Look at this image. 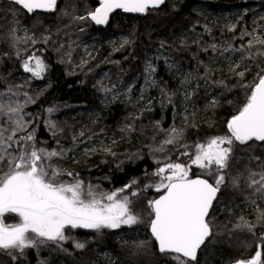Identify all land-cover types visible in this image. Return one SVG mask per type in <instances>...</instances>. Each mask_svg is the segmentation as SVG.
<instances>
[{
    "label": "trees",
    "instance_id": "trees-1",
    "mask_svg": "<svg viewBox=\"0 0 264 264\" xmlns=\"http://www.w3.org/2000/svg\"><path fill=\"white\" fill-rule=\"evenodd\" d=\"M253 2L258 7L264 0H166L146 18L114 21L106 27L109 32H98L88 20L73 19L92 9L84 0H62L56 12L34 16L0 0L4 56L11 61L16 52L28 51L35 40L57 65L52 69V94L41 106L29 112L34 102H27L28 98L19 101L25 104L22 114L28 128L38 116L50 134L49 151H64L51 163L72 172L86 185H99L101 192L136 179L139 183L132 190L140 191V196L125 194L133 200V210L146 220L147 201L159 195L154 188L143 191L155 180L151 174L164 163H190L189 156L182 153L192 154L197 143L225 135L226 121L250 91L242 85L254 83L256 74L264 69V45L253 39H264V14L253 17L247 13L246 5ZM192 3L200 8L193 10ZM231 25L234 30H229ZM110 32L125 35L128 43L111 46L105 38ZM250 40L252 47H248ZM212 44L215 50L209 47ZM148 65L155 71H148L145 77ZM9 71L3 72L7 75ZM241 71L245 72L243 78L236 74ZM133 79L138 80L131 87ZM111 87L115 93H108ZM96 90L100 97L93 95ZM9 101L0 99V103ZM48 108L55 111L49 113ZM48 121L56 124V136ZM0 126L6 129L5 136L15 127L9 114L0 117ZM173 127L183 129V135L159 150ZM28 128L18 130L19 136L26 135ZM192 172L199 174L200 170L193 166ZM253 172L255 177L250 175ZM261 172L264 143L236 144L215 203L213 235L199 251L196 264H232L254 254L257 236L264 233V220L258 219L264 211V196L249 184L251 179L260 180ZM59 181L72 182L73 177L63 175ZM245 222L254 226L255 235L244 227ZM147 227V223L132 225L124 236L83 237L78 241L86 247L71 253L49 244L34 248V253L28 249L23 256L17 254L14 261L0 251V264H99L106 254L113 257V264H175L170 256L159 253L145 234Z\"/></svg>",
    "mask_w": 264,
    "mask_h": 264
},
{
    "label": "snow or ice",
    "instance_id": "snow-or-ice-1",
    "mask_svg": "<svg viewBox=\"0 0 264 264\" xmlns=\"http://www.w3.org/2000/svg\"><path fill=\"white\" fill-rule=\"evenodd\" d=\"M96 2L97 6L85 16L73 19L107 25L116 10L148 15L164 5L166 0ZM11 3L28 14L37 11L51 13L58 8V0H11ZM234 28V25L229 26V30ZM253 39L264 45V39ZM36 42L32 41L33 44ZM252 46L253 41L250 40L248 47ZM209 47L216 49L215 44ZM17 58H20L19 52ZM47 67L45 61L35 53L22 62L23 70L36 79L43 78ZM146 71L153 72L155 69L148 65ZM236 74L241 78L245 76L244 71ZM242 86L250 91L243 105L226 121L225 135L197 143L192 154L187 151L182 153L189 156L190 163H164L151 174L155 180L146 184L143 191L154 188L160 195L147 201L146 220L133 210V200L130 199V196H140V191L132 190L139 183L136 179L111 192L99 191V185H86L72 172L51 163L54 157H62L64 151L37 147L35 130L17 137V129L26 132L28 128L29 122L25 121L22 114L25 104L16 103L13 107L11 101L0 103V112L6 111L15 126L7 136L4 135L6 129L0 127V164L7 161L8 165L7 171L0 169V251L15 261L17 254L23 256L28 249H39L49 244L67 251L63 248V242L69 240L76 249H84L86 244L70 235L72 231L85 229L101 234L106 229L115 230L122 226L147 223L159 253L170 256L175 264H196L198 250L213 235L210 210L225 184V171L230 167L235 145L264 143V69L256 74L254 83ZM24 95L27 96V93ZM27 102H33L31 97ZM47 111L52 113L55 109L48 108ZM47 125L53 130L52 135L56 136V124L48 121ZM182 135L183 129L173 127L159 150H163V145L174 144ZM255 159L259 160V157ZM193 166L200 170L199 174H193ZM63 175L73 177V182L59 181ZM250 175L255 177L257 173ZM259 175L260 180L251 179L249 187L256 186L255 191L264 196V172ZM232 183L236 185V178H233ZM129 192L130 196L125 194ZM8 215L15 216L16 222L6 223ZM258 219L264 220V211H261ZM244 227L255 235L253 225L245 222ZM234 264H264V233L257 236L254 254L249 258L237 259Z\"/></svg>",
    "mask_w": 264,
    "mask_h": 264
},
{
    "label": "flooded vegetation",
    "instance_id": "flooded-vegetation-1",
    "mask_svg": "<svg viewBox=\"0 0 264 264\" xmlns=\"http://www.w3.org/2000/svg\"><path fill=\"white\" fill-rule=\"evenodd\" d=\"M189 1H193V0H189ZM84 4H88L92 8L91 10H93L94 7L97 6V3L95 1L84 0ZM195 4L197 5L198 3H192V5H195ZM249 5H251L255 9V2H253L252 4H247L246 6L248 7ZM83 15L85 16L86 14H83ZM148 15H146V16H148ZM254 16H255V12H253V17ZM135 18H138V17H134L131 15H124L120 12H117V13L113 14V16L110 20V23H109V27L112 26V23L114 21L135 20ZM88 21L90 22V20H88ZM93 29H94V27H93ZM107 29L108 28H105L103 30H95V29L94 30L98 31V32H109V31H107ZM37 46L38 45H35V44L32 45L28 51L20 54L19 59L17 58V52H16V54H14V57L11 59V61H9L7 59V55L4 56V40L0 39V51L3 50V57H0V59H1L0 69H2V72H0V94H2V95H0V99L6 98V99L11 100L12 102H18L19 103L21 98L26 99V98L31 97V100L34 102V104H33L34 108L30 109L29 112L35 111L36 110L35 107L38 108L39 106H41V101L45 102L46 99H48L51 96L52 88H51V82L50 81H51V76H52V69H53V66H57V65L53 64V62L48 60V58H47L48 51L45 50L44 52H42L41 48L37 47ZM33 53H35L36 55H39L45 61V63L48 65L47 70L43 74V78H41V79H36V78L32 77L31 73L25 72L22 68L23 60L25 58H27V56H29ZM11 57H9V58H11ZM9 69H10V71L8 72L7 75H5L3 71L9 70ZM114 90L115 89L111 87V89L108 91V93H110L112 91L115 93ZM98 92H99V90H96V92H94L93 95L95 97H100ZM25 93H27V96L24 95ZM44 106H45V104H44ZM4 115L8 116L6 111L4 112ZM32 120H33V118H32ZM33 121H34V124L29 127L30 129L29 128L28 129H29V132H32L33 130H35L36 146L37 147H45L49 150V147L51 145L50 144L51 143L50 134L46 132L44 126L42 125V119L37 116V118H35ZM0 127H2V126H0ZM18 136H19V132L17 130V137ZM17 137H14V139H16ZM37 138L43 139L44 142H41ZM15 148H16V145L14 144V149ZM0 169H3V171L8 170L7 161L0 164ZM159 195H160V193H159ZM218 198H219V194H218ZM215 203H216V201L213 204V208L210 210V215L212 218L211 219L212 227L216 221ZM16 219L17 218L15 216L8 215V216H6V223H14V222H16ZM116 230H118V229H115V230H107L106 229L101 234H109V233L116 234V232H117ZM148 233H149V229H148ZM70 235L74 236L76 240H81L83 237L99 236L100 234H97L91 230L77 229V230L72 231L70 233ZM148 236H149V238L152 239L150 234ZM210 238L208 239L207 243L209 242ZM63 248L67 249V251L71 253V252H73V249L75 247H74L73 242L71 240H69L67 242H63ZM32 250H34V248L29 249V251H32ZM1 252H3V251H1ZM28 254H26V255H28ZM74 254L75 253H73L72 255H74ZM232 264H234V263H232Z\"/></svg>",
    "mask_w": 264,
    "mask_h": 264
},
{
    "label": "rangeland",
    "instance_id": "rangeland-1",
    "mask_svg": "<svg viewBox=\"0 0 264 264\" xmlns=\"http://www.w3.org/2000/svg\"><path fill=\"white\" fill-rule=\"evenodd\" d=\"M196 8H200V7H198V6H194L193 7V10H195ZM203 10H205L204 8H202ZM246 11H247V13H253V12H255L256 14L257 13H261V14H264V3L263 4H261V5H258V7L256 6L255 7V10L253 9V7L251 6V5H249L247 8H246ZM236 12H238V10L236 11ZM208 12H203L202 14H204V15H206ZM105 38H106V41H107V43L108 44H110L111 46H114V45H118V44H122V43H124V41L125 40H127V38H126V36L125 35H123V34H119V33H113V32H110V33H106L105 34ZM91 46H96V41H93L92 43H91ZM93 47V48H94ZM90 50V49H89ZM89 50H88V48H86V49H84V51L86 52V53H88L89 52ZM148 74V71H145V77H146V75ZM137 80L138 79H133V81L131 82V87L133 86V85H135L136 83H137ZM145 81H147V79H145ZM16 103H18V102H12V106L13 107H15L16 106ZM92 114H90L89 116H91ZM6 115H4V112H0V117H5ZM94 116V115H93ZM18 130V129H17ZM27 135V134H26ZM88 146H90V144H88ZM87 146V147H88ZM93 146V145H92ZM73 182V181H72ZM123 229H125L124 231H123ZM147 229H148V227H147ZM129 231V226H122L117 232H116V235H118V236H124V232H128ZM147 233V235H149V233H148V230H147V232H145V234ZM144 234V235H145ZM121 239H124V237H120ZM146 239V238H145ZM114 263V261H113V257L111 258V256L110 255H108V254H106V255H103L102 256V260L100 261V263L99 264H113Z\"/></svg>",
    "mask_w": 264,
    "mask_h": 264
},
{
    "label": "water",
    "instance_id": "water-1",
    "mask_svg": "<svg viewBox=\"0 0 264 264\" xmlns=\"http://www.w3.org/2000/svg\"><path fill=\"white\" fill-rule=\"evenodd\" d=\"M62 0H58V5L60 4V2H61ZM88 1H95L96 2V0H88ZM8 2H10L11 3V0H8ZM97 3V2H96ZM13 4V3H12ZM15 5V4H14ZM17 6V5H16ZM163 6V5H162ZM161 6V7H162ZM19 7V6H18ZM22 10V9H21ZM23 12H25L27 15H29V16H33L34 14H36V13H38V14H52V13H54V12H51V13H48V12H41V11H37L36 13H34V14H28L25 10H22ZM117 12H120V13H122V14H124V15H131V16H134V17H138V18H145L146 17V15H141V14H132V13H124L122 10H116L113 14H115V13H117ZM113 14L111 15V17H110V20H111V18H112V16H113ZM110 20H109V23H110ZM91 22V21H90ZM109 23L107 24V25H95L93 22H91V24H92V26L94 27V29L95 30H103V29H105L106 27H108L109 26ZM227 129V128H226ZM251 143V142H250ZM255 143H258V144H261V142H255ZM239 145V144H238ZM247 145V144H246ZM240 146H244V145H240ZM149 234H150V236H151V233H150V231H149ZM152 237V236H151ZM152 239H153V237H152ZM153 241H154V239H153ZM208 241V240H207ZM207 241H206V243H207ZM154 243L156 244V242L154 241ZM205 243V244H206ZM157 245V244H156ZM203 247V246H202ZM201 247V248H202ZM158 248V247H157ZM201 250V249H200ZM200 250H198V253H199V251Z\"/></svg>",
    "mask_w": 264,
    "mask_h": 264
}]
</instances>
